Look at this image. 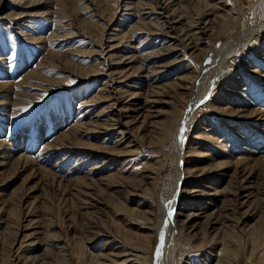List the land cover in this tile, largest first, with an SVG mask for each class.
I'll return each instance as SVG.
<instances>
[{"label": "rangeland", "instance_id": "1", "mask_svg": "<svg viewBox=\"0 0 264 264\" xmlns=\"http://www.w3.org/2000/svg\"><path fill=\"white\" fill-rule=\"evenodd\" d=\"M156 1L0 0V264H264V31L174 144L197 71L264 0H166L164 24Z\"/></svg>", "mask_w": 264, "mask_h": 264}, {"label": "bare ground", "instance_id": "2", "mask_svg": "<svg viewBox=\"0 0 264 264\" xmlns=\"http://www.w3.org/2000/svg\"><path fill=\"white\" fill-rule=\"evenodd\" d=\"M208 4L209 3L207 2L206 5H208ZM159 9H162L161 13H158ZM152 11H153V13H155V15L159 14V15L156 16V18H159L161 23H163V24L165 22L169 23L170 20H171L170 17H165L167 14H174V10L172 9V7H169V4L166 2V0H157L155 2L154 7L152 8ZM115 13L116 12L114 11V15H115ZM200 13H202V12L200 11L196 15H200ZM239 18H241V16ZM263 19H264V17H263ZM235 20H237V19H235ZM262 20H260L257 23L256 22L253 23L251 26H249L247 28H241V30H239L237 32L235 37L231 38L229 40V42L227 43V45L224 46L223 48H221V50L218 51L217 55L215 56V58H214V60L212 62H210L208 65H205V66L199 68V71H197V73H196L197 78H196L195 82L190 86V89L192 90L193 94L198 89L199 99H197L196 94L193 95L192 99H191V102L189 103L188 106H186L187 109L184 112V116H182L178 120V122L176 124V128L174 129V131H175V133H174V144L176 143V138L179 137L178 133L181 130H183V134H182L181 138L185 139V134L188 131V126L190 124V119H189L188 122H186L187 118H191L193 116V111H192L193 108H195L196 105H199L200 103H202L210 95L211 90H212L213 86L216 84V82H218V80H221L220 78L222 77V74H223V72H224V70L226 68L227 61L234 54H237L242 49H245L246 48V44L248 43V41L249 42L252 41V38H253L254 35H257L258 33L264 31V20L263 21ZM202 31H203V29L198 28L193 33V36L188 38V41H185L184 39L180 40V43H181V46H182V50H187L189 48H196V45L199 43V39H200V37L197 36V34L199 32H202ZM103 65H104V62H103ZM103 71H104V68H103ZM97 74L99 75L100 73L97 72ZM103 74H104V72H103ZM204 83H205V86H203ZM184 119H185V121L183 122ZM112 121H114V122H112ZM115 121H116L115 119L114 120L111 119L109 121L108 125L104 124V128L105 129H115L117 127V125L120 124L119 120L117 122H115ZM185 122H186V124H185ZM101 127L102 126H99V127H96V128L99 129ZM172 133H173V131H172ZM59 145L60 144L58 143L57 147ZM174 146L176 147V145H174ZM183 148H184L183 141H178L177 140V151H176V148H175L174 151H171V150H168V151H169V153L171 155L175 154V157L177 158V160L181 161L183 159V154H184L183 153L184 152ZM190 149L191 150L189 152L192 151V148H190ZM26 158H27V156H26ZM181 167H182V163L180 162L179 165H178V168H176V173H175L176 177L174 178L173 183H172V187H171L172 190L169 189L170 192H169V190H167L168 193L170 194V196L169 195L168 196H169V200L171 202H169L168 199L165 200L166 196H165V199H164L165 201H168L170 203V207L166 211L164 209V202H162V208L159 211L161 219H163L164 222L166 223V228L168 227V229H166V232L163 234V236H161V244H163V245L159 246V250L161 249V253L164 252V249H165L164 245L167 243L166 241H168V237H169L168 236L169 235L168 231L169 230H174L175 229V225H176L175 224V216H176L175 207H176V203H177V200L179 199V195H180V192H181L179 190V187H180L181 182L184 179V176H183L184 172H183V168H181ZM180 176H182V177L180 178ZM168 196H167V198H168ZM162 198H160V199H162ZM166 208H168V206ZM169 213H171V215H169ZM230 263L232 264L233 261L230 260Z\"/></svg>", "mask_w": 264, "mask_h": 264}, {"label": "snow or ice", "instance_id": "3", "mask_svg": "<svg viewBox=\"0 0 264 264\" xmlns=\"http://www.w3.org/2000/svg\"><path fill=\"white\" fill-rule=\"evenodd\" d=\"M169 215H171V213H169Z\"/></svg>", "mask_w": 264, "mask_h": 264}]
</instances>
